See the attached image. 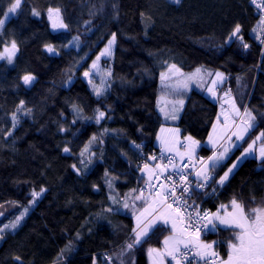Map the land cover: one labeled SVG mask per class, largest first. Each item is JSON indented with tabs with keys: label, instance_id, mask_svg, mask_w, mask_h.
I'll return each instance as SVG.
<instances>
[{
	"label": "trees",
	"instance_id": "obj_1",
	"mask_svg": "<svg viewBox=\"0 0 264 264\" xmlns=\"http://www.w3.org/2000/svg\"><path fill=\"white\" fill-rule=\"evenodd\" d=\"M250 1L21 0L0 29V51L13 39L19 49L11 64L0 59V229L24 209L31 210L14 232L0 238V264H20L17 256L22 264H100L103 253L119 264L114 254L130 242L135 227L131 207L124 209L122 202L127 194L131 205L137 194L131 190L145 184L138 166L159 149L161 127L176 125L184 135L206 143L218 114L219 104L205 94L211 79L206 78L203 89L195 87L185 95L179 119L166 121L157 100L162 96L159 74L169 64L185 72L198 67L224 72L221 93L230 90L241 111L248 106L264 114V44L257 32L262 21ZM12 2L0 0V19ZM48 8L61 10L66 29L52 27ZM236 22L242 25L247 49L239 41L225 42ZM112 33V56L102 60L112 72L110 86L97 97L83 72ZM77 36L79 48L69 44ZM46 43L54 44L57 52L49 53ZM28 73L35 77L30 86L21 79ZM21 100L24 111L17 112L13 129L11 114ZM73 104L82 109L81 116L74 115ZM97 109L106 113L99 124ZM257 125L245 141L264 131V116L257 115ZM93 135L97 139L89 150L96 156L85 168L79 154ZM133 142L142 149H135ZM240 144L247 147L244 141ZM65 146L69 153L63 151ZM212 151L202 145L198 155L207 157ZM240 151L212 174L222 175ZM42 188V196L30 203L33 190L40 193ZM234 198L246 211L264 202V159L246 158L223 186L212 184L197 200L213 212L221 203L230 208ZM134 203L139 209L141 201ZM168 234L150 233L148 243L123 257L124 264H148L147 248L161 247ZM231 235L223 230L204 239L217 241L216 251L226 259L224 242Z\"/></svg>",
	"mask_w": 264,
	"mask_h": 264
},
{
	"label": "snow or ice",
	"instance_id": "obj_2",
	"mask_svg": "<svg viewBox=\"0 0 264 264\" xmlns=\"http://www.w3.org/2000/svg\"><path fill=\"white\" fill-rule=\"evenodd\" d=\"M179 3L180 0H175ZM252 4L258 9L262 10L261 15V32L264 34V0H251ZM21 6V0H13L9 4L7 11L4 12V17L7 18L9 13H15ZM59 8H48V19L52 21L54 29H66L68 25L63 22L60 15ZM34 15H39L33 9ZM5 19H0V29L3 28ZM242 25L238 22L234 23L230 32L225 37L226 43H234L239 41L240 45L247 49L249 45L244 42L242 35ZM116 40V34H111V39L102 49L96 59L92 61L91 68L83 72V76L88 78L91 75V69L97 68V61L101 56L112 55V45ZM264 44V40H261ZM70 45H75L79 48V37H73ZM44 47L49 53H56L57 48L52 43H46ZM19 51L16 41L13 39L9 44H5L2 51H0V59L6 60L11 64ZM166 63V62H165ZM145 71H148L145 68ZM99 69L97 70V74ZM105 76L111 77L110 69L105 70ZM161 91L162 96L157 100L159 111L164 115L165 119L177 120L179 113L183 110L185 100L184 96L191 90V85L195 83L197 86H203L206 78L210 79V84L206 91L212 97H217V86L224 83L226 74L221 71H204L201 68H196L191 73H184L183 70L175 63L169 64L165 71L160 72ZM25 85H30L35 77L31 74H25L21 77ZM239 79V78H237ZM71 83V80L68 81ZM92 84L93 92L97 97H100L106 92L110 86L109 80L101 77L99 85L93 84L92 80H88ZM227 99L224 103L229 104V109L224 110L221 104L222 111L217 115L216 121L212 124V130L208 134V144L211 145L212 154L204 157L197 154V149L200 148L201 142L191 134H188L181 139L180 129L171 128L165 129L161 127L160 132L163 135H157L156 139L160 145V156L151 155L148 161L138 166V171L144 175L146 189H132L131 192L137 193L132 197L133 203L130 205L127 194L122 202V207L128 209L131 207L133 217L135 219V227L132 229L134 234L130 242L115 253L119 264H124L123 257L132 252L137 246H141L151 239L150 233L155 234L156 231H168L162 241L163 247L147 248V256L150 264H166L167 258H171L169 264H192V260L199 258L203 264H264V202L250 207L247 211L244 204L237 201L235 198L230 201L229 205L221 203L215 212L204 209L196 202L194 197L207 195V188L212 187V184L223 186L228 180L229 175L233 169L237 168L238 163L243 159L251 156L256 152V141H261L259 146V157L264 159V131H260L255 139L251 142L245 141V136L251 130L258 127L257 115L264 116V114L255 113L253 109L248 106H238L235 98L230 95V90L224 92ZM173 97V99H168ZM25 102L21 100L19 106L11 114L12 128L15 129L18 119L17 112L24 111ZM75 116H81L82 109L76 104L72 105ZM31 111V109H27ZM105 111L96 110L95 121L97 124L105 118ZM223 117V120H221ZM75 123V120H73ZM61 132L65 129L61 127ZM107 132V129L104 130ZM5 135H10V132H5ZM75 135V133H73ZM235 137L236 141H244L247 147L243 144L232 142ZM97 137L93 135L80 151V163L87 168L91 163L92 158L96 156L94 151L89 150L92 141ZM102 143V140L100 141ZM134 148L142 149V144L133 142ZM236 148L240 151V156H237L230 166L223 171L222 175H212L217 168L225 167L224 161L229 159L228 153ZM65 153H69V147L63 148ZM85 152H88L87 160L84 159ZM167 154V155H165ZM165 161H167L165 163ZM77 172L80 171L75 164L72 165ZM168 169L172 171L169 172ZM185 169H188L186 172ZM167 175H164L165 173ZM107 171L105 176H107ZM194 176V180H189V176ZM163 176V182L160 178ZM175 177V178H174ZM109 188L112 187L110 181H106ZM211 182V183H210ZM45 189H41L43 192ZM147 191V196H145ZM213 188V195L215 194ZM179 193V194H178ZM32 201L40 195V193L33 190ZM110 199L116 203V199L110 195ZM135 201H141L139 209L135 206ZM27 209H24L15 220L10 224H5L4 228L15 230L23 219ZM107 211H113L109 208ZM115 211H119L116 209ZM159 225V227H157ZM223 226V227H221ZM230 230L232 235L224 243L227 246V258H222L216 251L218 246L217 241H208L201 239V234L218 233L219 231ZM2 233V229H0ZM2 238V236H0ZM192 257V260L189 257ZM111 259V257H109ZM17 262H21L20 257H15Z\"/></svg>",
	"mask_w": 264,
	"mask_h": 264
},
{
	"label": "rangeland",
	"instance_id": "obj_3",
	"mask_svg": "<svg viewBox=\"0 0 264 264\" xmlns=\"http://www.w3.org/2000/svg\"><path fill=\"white\" fill-rule=\"evenodd\" d=\"M171 1H173V2H175V0H171ZM176 3V2H175ZM10 16H11V13H9L8 14V17L7 18H3V19H5V23H6V21L10 18ZM63 20V19H62ZM51 23H52V21H51ZM57 29H59V28H57ZM257 32L259 33V35L261 36V38H263L264 39V34H262V32H261V28H260V26H259V28L257 27ZM111 39V38H110ZM108 43V42H107ZM114 45H115V41H114V43H113V45H112V53H113V50H114ZM105 47V46H104ZM104 47H103V49H104ZM99 55V54H98ZM112 56V55H111ZM110 56V57H111ZM16 57V56H15ZM109 56H101L100 57V60L99 61H97V68L96 69H91V75H90V77H88V78H86V77H84L87 81L89 80V79H91L92 80V82H93V84H95V85H99V83H100V79H101V77H104L105 79H107V80H109V82H110V78L111 77H106L105 76V70H107L106 69V67L105 66H103L102 65V60L103 59H105V58H108ZM96 59V58H95ZM94 59V60H95ZM92 64V63H91ZM91 68V65H90V67L88 68V69H90ZM99 69V73L97 74V70ZM184 73H191V72H185V71H183ZM27 86H30V85H27ZM90 86H91V88H92V84H90ZM197 88V89H203V87H204V82H203V86H197L195 83H193L192 85H191V89L192 88ZM108 89V88H107ZM205 92H206V88H205ZM231 95V94H230ZM232 96V95H231ZM223 101H225L226 99H227V97H225L224 96V94H223ZM184 98V100H185V96L183 97ZM168 99H173V97H168ZM224 103V102H223ZM225 104V107H224V109L225 110H227V109H229V104H227V103H224ZM161 113V112H160ZM162 114V113H161ZM162 116L164 117V115L162 114ZM179 117H180V115H179ZM165 118V117H164ZM178 120V119H177ZM176 120V121H177ZM166 121L167 122H175V120H171V119H166ZM163 128H165V129H171V128H179L178 126H176V125H163L162 126ZM180 129V128H179ZM158 135H163L161 132H159V134ZM180 135H181V139L183 140V137L184 136H186V135H184L183 133H182V130L180 129ZM247 136V135H246ZM245 136V137H246ZM232 142H234V143H241L242 141H239V142H237L236 140L234 141H232ZM260 141L258 140V141H256V145H255V148H256V152H254L251 156H249V157H254V158H257L258 160H261V158L259 157V146H260ZM202 145H206V143H202L201 142V146H200V148L202 147ZM211 147V146H210ZM200 148H198L197 149V154L199 153V150H200ZM212 148V147H211ZM237 149L236 148H233L229 153H228V157H230L231 156V154L234 152V151H236ZM240 156V155H239ZM249 157H247V158H249ZM227 160V159H226ZM245 159H243L242 160V162L244 161ZM242 162L241 163H238V165H237V168L242 164ZM237 168H235V169H233V172L237 169ZM232 172V173H233ZM141 173V172H140ZM231 173V174H232ZM142 175H144L143 173H141ZM230 174V175H231ZM229 175V176H230ZM44 193V191L43 192H40V195L38 196V197H41L42 196V194ZM33 202H35V200L33 201ZM27 209V211L25 212V214H24V216L31 210L30 208H26ZM213 212H215V211H213ZM21 213V212H20ZM20 213H18V214H16L15 215V217L14 218H12V219H10V220H8V221H6L4 224H3V226L5 225V224H10L12 221H14L15 220V218H16V216H18ZM23 216V217H24ZM21 222H22V220L20 221V224H21ZM20 224L17 226V228L20 226ZM2 226V233H0V236H5V235H7V234H9V233H11V232H14L15 230H12V229H10V228H4ZM158 226V225H157ZM221 227H223V226H221ZM2 238H4V237H2ZM163 247V244H162V246L160 247V248H162ZM223 258V257H222ZM147 259H148V264H150V260H149V258H148V256H147ZM169 261H171V258L169 257V258H167V260H166V264H169ZM172 264H174V262H172Z\"/></svg>",
	"mask_w": 264,
	"mask_h": 264
},
{
	"label": "built area",
	"instance_id": "obj_4",
	"mask_svg": "<svg viewBox=\"0 0 264 264\" xmlns=\"http://www.w3.org/2000/svg\"><path fill=\"white\" fill-rule=\"evenodd\" d=\"M257 3H259V0H257ZM250 4H251L252 7L254 8V13H255V15H256L258 18L261 19L262 10H261V9H258L255 5H253L251 1H250ZM263 40H264V39H263ZM153 154L156 155L157 157H159V156H160V149H156V150H154L153 153L150 154V156L153 155ZM165 155H166V154H165ZM146 162H151V161L146 160ZM166 162H167V161H165V163H166ZM143 163H145V162H143ZM143 163H142V164H143ZM142 164H141V165H142ZM168 171L171 172L172 170H168ZM185 171L187 172L188 169H185ZM167 174H168V173L166 172L164 175H167ZM212 175H213V174H212ZM174 178H175V177H174ZM160 180H161V182H163V176H161ZM189 180H194V176H191V175H190V176H189ZM142 188H143V189H146V184H144ZM178 194H179V193H178ZM145 195H147V191H145ZM194 199H196V202L199 204V202H198V200H197V197H194ZM199 205H200V204H199ZM200 207H201L202 210H204V209L210 210L209 208H205V207H203V206H201V205H200ZM210 211H211V210H210ZM208 236H209V234L205 235L204 233H202V234H201V239H204V238H206V237H208ZM217 252H218V251H217ZM218 253H219V255L221 256L220 252H218ZM189 259L192 260V257L190 256ZM100 264H112L111 261H110V259H109V256H108L106 253H103V259L101 260ZM192 264H203V261L200 260L199 258H196L195 260H192Z\"/></svg>",
	"mask_w": 264,
	"mask_h": 264
},
{
	"label": "crops",
	"instance_id": "obj_5",
	"mask_svg": "<svg viewBox=\"0 0 264 264\" xmlns=\"http://www.w3.org/2000/svg\"><path fill=\"white\" fill-rule=\"evenodd\" d=\"M225 82H226V80H225ZM224 82V83H225ZM224 83H222V84H220V85H218L217 86V89H216V91H217V97H212L211 96V94H209L207 91L205 92V94L210 98V99H212L213 101H215V102H217L218 104H219V107H218V114L222 111V109H221V104H223V108L225 107V104L223 103L224 101V99H223V92L221 93V88H222V86L224 85ZM210 84V83H209ZM209 86V85H208ZM225 110V109H224ZM182 112H183V110L179 113V115L181 116V114H182ZM217 114V115H218ZM221 120H223V117H221ZM176 121V120H175ZM215 121H216V119H215ZM214 121V122H215ZM211 130H212V128H211ZM160 132V131H159ZM211 132V131H210ZM235 141L236 139H235V137H233L232 138V141ZM206 145L208 146V147H210L211 145L210 144H208V140H206ZM156 146H157V148H159L160 149V145H159V141L158 140H156ZM211 148V147H210ZM168 170H171V169H168ZM147 179V178H146Z\"/></svg>",
	"mask_w": 264,
	"mask_h": 264
}]
</instances>
